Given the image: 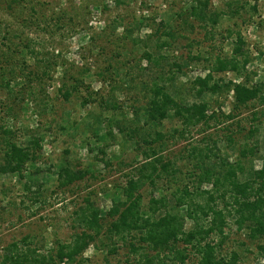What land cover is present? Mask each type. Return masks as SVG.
I'll list each match as a JSON object with an SVG mask.
<instances>
[{
  "label": "rangeland",
  "instance_id": "obj_1",
  "mask_svg": "<svg viewBox=\"0 0 264 264\" xmlns=\"http://www.w3.org/2000/svg\"><path fill=\"white\" fill-rule=\"evenodd\" d=\"M191 1L0 0V64L5 65L3 72L8 76L2 81L0 71V125L11 129L13 138L23 145L33 137L41 140V148L37 149L38 158L28 164L24 178H20L18 174H0V263L4 255L14 249V244H17L18 249L12 254L29 255L32 261V256L38 253L48 255L49 251H56L60 244L70 243L75 234L81 231L78 214L86 206V201L90 199L105 216L113 199L118 196L117 186L125 184L133 166L145 161L144 155L138 154L139 151L133 147L128 136L119 133L117 128L113 131L114 137L108 135L105 140L101 137L104 131L96 135L94 129L86 127L84 121L87 114L101 109L96 100L85 106L82 104L89 91L96 97L108 94L114 86L119 107L129 111L134 105L135 91L129 89L130 84L123 83L131 79V76L128 77L129 73L133 74L135 84L143 76H148L147 72L141 71L150 63L144 56L145 50L153 51L154 57L159 54L167 55L171 64L190 61L189 67L183 65L184 74L178 80L186 84L197 76L207 74L204 69L207 65L206 58L231 53L236 39L235 35L229 36L228 29H231L240 32L245 38L246 48L252 55L247 71L256 73L252 78L253 82L264 81V0L234 1L233 9L239 8L243 1L251 4L257 2L260 12L247 13L241 10L234 17H231L232 14L224 16L212 39L206 37L205 30L196 22L194 27L184 22V9ZM228 1L211 0V5L214 9L229 11ZM260 21L262 22L259 23ZM170 32L175 35V38L169 39L172 44L160 48L158 37L162 35L166 39L165 34ZM29 40L32 46L42 50V54L35 56L28 52V62L25 63L20 50L22 43ZM199 54L202 56L200 60H190L189 56ZM42 56L48 57L47 60L35 67ZM18 64H22L27 73L32 68L36 70V75H30L29 83H25L26 80L24 82L23 79L17 81L19 84L15 83L21 77ZM48 64L52 68L43 74L41 66ZM112 66L120 68V76L112 78L107 74V69ZM63 76L70 79L83 78L85 82L80 91L75 92L69 100L59 90ZM215 77L225 83L244 79L233 72L215 74ZM10 78L14 79L12 88L4 86ZM44 100L48 102V106L44 105ZM203 100L218 112L221 109L229 113L234 104L233 93L227 92L209 93L204 95ZM255 105L260 106L258 102ZM253 106L243 110L244 117L249 115ZM229 123L215 126V121H211L212 127L206 132L194 131V139L191 136L184 140L168 138L163 155L166 159H179L181 165L184 163L181 154L186 147L192 141L202 143V138L211 135L218 139L221 153L228 154L230 162H234L238 152L235 147H227L225 135L231 132L235 134L239 131V126L234 124L227 131L225 127ZM178 124V121L168 119L160 129L167 134ZM240 124L246 129L236 133L237 143L243 141L242 137L250 127L247 120ZM176 137L178 139V135ZM256 138L260 142V154L264 156V128L260 129ZM109 158L111 162L106 165L105 160ZM63 162H69L76 168L88 169L90 173L68 188H61L58 166ZM261 163L259 159L254 161L256 168ZM245 164L250 169L251 162L248 160ZM192 169L190 165L183 167V171L187 172ZM211 188L210 184L202 187L205 191ZM144 189V202L147 204L150 192H155L156 189L151 184ZM158 193L161 192L156 191L157 195ZM206 198L207 195L199 197L201 202H205ZM217 203L220 207L223 206L219 196ZM103 222L107 226L110 220L106 218ZM191 227L192 221L188 219L186 229ZM225 232L226 241L215 235L210 239L215 243H220L223 239L219 254L229 258L236 252L240 256V264H264L257 242L249 239L244 231L238 230L234 218H230ZM110 241H98L99 247L91 244L84 256L77 257L72 264H139L136 257L139 254L132 253L127 244L118 239L117 252H109ZM134 242L140 245L138 239ZM184 246V243L179 244L181 249ZM34 249L38 250L37 254L32 252ZM186 254H189V258L184 264L198 263L200 255L191 246Z\"/></svg>",
  "mask_w": 264,
  "mask_h": 264
},
{
  "label": "trees",
  "instance_id": "obj_2",
  "mask_svg": "<svg viewBox=\"0 0 264 264\" xmlns=\"http://www.w3.org/2000/svg\"><path fill=\"white\" fill-rule=\"evenodd\" d=\"M234 1L238 3V0H229L227 5L230 10L223 11L214 9L211 0H192L184 9V22L190 27H194L196 22L205 30L206 37L212 39L224 16L232 14L231 17H234L241 10L247 13L260 12L257 2L251 4L243 1L239 8L233 9ZM228 32L230 37L236 36L231 53L206 58L207 65L204 69L207 74L197 76L186 84L178 80L184 74L183 65L189 67L190 61L171 64L167 55L159 54L154 57L153 51L145 50L144 56L150 63L141 71L147 72L148 76H143L135 84L133 74L129 73L128 77L131 76V79L123 83L130 84L129 89L135 91L134 105L129 111L119 107L114 86L108 94L94 97L92 92L87 93L82 104L85 106L96 100L101 111L87 114L85 126L94 129L96 135L104 131L101 137L105 140L108 135L114 137L113 131L117 128L119 133L128 136L133 147L139 151L138 154L144 155L145 161L133 166L125 184L117 186L118 196L113 199V204L105 216L90 199L86 201L81 213H77L81 220V231L75 234L70 243L60 244L56 251H49L48 255L37 254L38 250L34 249L32 252L37 255L32 256V261L29 255L12 254L11 252L18 249L17 244H14V249L4 255L0 264H72L77 257L84 256L91 244L99 247L98 241L103 242L104 239L111 240L108 244L111 245L109 252H117V239L127 244L132 253L139 254L136 255L139 264H184L189 258L186 252L190 246L200 255L197 264H240V256L236 252L229 258L219 254L230 218H234L239 231H244L249 239L257 242L260 256L264 259V156L260 154L261 146L256 138L260 129L264 128V81L253 82L252 78L256 73L247 71L252 55L246 48L244 36L231 29ZM165 35L166 39L162 35L158 37L160 48L169 47L172 44L169 39L175 38L171 32ZM32 45L30 40L22 43L20 52L25 63L28 62V52L35 56L42 54V50ZM1 54L0 51V58ZM201 57L200 54L189 56L192 61L200 60ZM47 58L42 56L34 66L39 67ZM41 67L44 69L43 74L52 68L50 64ZM17 68L21 70L20 75L23 78L18 77L14 81L16 84H19V79L29 83L30 75H36L33 68L28 73L22 64H18ZM3 70L5 65L0 64L2 81L8 77ZM223 72H233L244 79L225 83L215 77V74ZM107 74L113 78L120 76L121 70L112 66L107 69ZM103 76H106L105 72ZM12 80L14 79H8L4 86L10 87ZM84 84L83 78L70 79L63 76L59 90L69 100ZM225 92L233 93L234 98L233 108L229 113L221 109L219 112L214 111L211 104L203 100L206 94ZM255 102L260 106H256ZM44 105L48 106L46 100ZM252 105V111L244 117L243 110L251 109ZM242 117L244 119H239ZM168 119L178 121L179 124L166 134L160 126ZM243 120H247L250 127L243 135V141L237 143L236 133L246 129L240 124ZM211 121H215V126L230 122L225 127L227 131L234 124L239 126V131L235 134L231 132L225 135L227 147L237 149L238 157L234 162H230L228 154L221 153L218 139L211 135L202 138V143L192 141L181 154L184 160L181 165L179 159L177 161L165 158L163 152L168 138L184 140L191 136L194 139V131L206 132L212 127ZM0 137V174H18L20 178H24L28 164L38 158L37 149L41 148V140L33 137L23 145L13 138L11 129L3 124L0 125ZM257 159L262 162L259 168L254 164ZM248 160L251 162L250 169L245 164ZM110 162V158L105 160L106 165ZM188 164L193 169L183 171V167L189 166ZM58 167L61 188H68L90 173L88 169L76 168L69 162H63ZM149 184L161 193L157 195L156 191L150 192L149 201L145 204L144 188ZM204 184H210L211 190H203ZM203 195L208 197L205 202L199 199ZM218 196L223 202L222 207L217 203ZM106 218L110 220L107 226L103 222ZM188 219L192 221L190 229H186ZM213 235L222 237V241L215 243L210 240ZM137 239L140 245L134 242ZM180 243L185 244L182 249L179 248Z\"/></svg>",
  "mask_w": 264,
  "mask_h": 264
}]
</instances>
